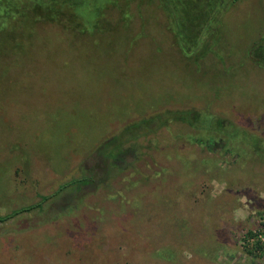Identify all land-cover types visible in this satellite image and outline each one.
I'll return each instance as SVG.
<instances>
[{
	"label": "rangeland",
	"instance_id": "1",
	"mask_svg": "<svg viewBox=\"0 0 264 264\" xmlns=\"http://www.w3.org/2000/svg\"><path fill=\"white\" fill-rule=\"evenodd\" d=\"M259 1L233 6L198 58L181 56L156 3L138 0L89 38L40 23L15 46L0 41V215L90 178L0 223V264H264L247 251L264 235L243 239L264 219V71L245 58L264 26ZM164 110L215 118L151 130L140 160L103 153L125 124ZM218 121L242 129L225 126L234 155ZM200 131L217 144L176 138Z\"/></svg>",
	"mask_w": 264,
	"mask_h": 264
},
{
	"label": "trees",
	"instance_id": "2",
	"mask_svg": "<svg viewBox=\"0 0 264 264\" xmlns=\"http://www.w3.org/2000/svg\"><path fill=\"white\" fill-rule=\"evenodd\" d=\"M117 1L118 0H0V20H3L2 24H0V41H6L10 43V46H15V44L21 40V36L25 30L34 29V26L40 23L57 25L66 37H74L76 39H79L80 37L89 38L85 36H93L104 33L103 26L100 24L103 21L112 20V12H114V15L115 13L118 15V20L126 21V17L129 14L130 4L135 0H120L121 2L118 3ZM138 1L142 4H148L149 6L151 3H156V11L158 13L160 12V15L165 21L166 27L173 35V44L178 47L181 56L183 54L184 56L190 58H193L190 56V53L193 52V50L195 57L198 58V56L205 55L209 49H214V47L218 44V41L221 40V27L224 16L233 6L241 2V0ZM259 6L263 11L262 14L264 18V0L259 1ZM116 9H118V12H116ZM137 9L138 14H141L142 6L138 5ZM109 13L111 15H109ZM258 22H261L262 24L264 23V20H260ZM106 26L111 28L109 25ZM18 29L21 33L17 32ZM13 30H15V33ZM198 48H200V51ZM246 56L245 58L251 62L254 68L264 71V26L260 28L259 34L253 38L252 42L248 45ZM202 113L209 114L210 119H213L212 116L215 118V115L211 112H201V114H199L196 110H164L162 112H157L154 115L127 123L123 126L121 132L113 135L111 139L108 141L106 140V142L102 144L101 147L105 148L103 153L112 156L114 151V159L117 161L120 160L121 155L119 154L122 152V155L126 154V151L129 153L130 150L133 149L135 151V157L137 160H140V157H138L137 154L138 152L140 153L138 150V140H140L143 135L147 136V134L153 129H157L162 126L168 127L169 123L173 124L178 123L179 121L188 123L190 124L189 127L193 128L192 126L200 123L201 121H206V119L201 118L203 116ZM226 124L236 127L238 132L240 131L242 133V129L237 125L232 124V122ZM226 124H222L221 121H218L217 125H215L216 127H214V133L217 134L215 130L228 133V146L233 151L232 152L230 150V152L234 155V149L237 148L230 145L233 138V136H231L233 130H230L232 128L225 127ZM203 133V131H200L198 135L186 134L184 137H182V134L178 133L176 138L180 142L181 138H184L191 144L196 143L199 145L205 144V142L211 138L215 139V136L209 134L205 135ZM113 140L115 141L114 143H112ZM230 140L231 142H229ZM129 142H132V145L129 144L128 147H125V143ZM121 150L123 151L121 152ZM176 154H180L177 149L174 150V155ZM25 164L26 163H24V168L27 167V164ZM117 167L118 168L114 167V169L116 168L115 171L124 172L120 165H117ZM16 172L18 173V171ZM218 177H220L222 182L225 181L221 174ZM89 180L90 178L84 176L79 179L67 181L61 184L54 193L41 195L39 200L35 203L21 206L6 214L0 215V223L9 221L23 212H30L34 209H43V204L59 192L67 190L72 186H77L80 183H88ZM129 189H131V187H129L128 190ZM126 193H128V191ZM84 196L82 195L80 198H76L75 200L80 199L81 201ZM78 202H76V204ZM73 203L74 200L72 201V204L69 203L68 205L73 208L72 211H75L79 207H75L76 204L73 205ZM261 234L264 235V219L260 222V228L257 232L249 230L245 233L243 239L245 241H249L251 238L254 239ZM252 250L247 249L248 253L252 254L255 250H260V253H262V256L264 257V240L262 237L256 239Z\"/></svg>",
	"mask_w": 264,
	"mask_h": 264
},
{
	"label": "flooded vegetation",
	"instance_id": "3",
	"mask_svg": "<svg viewBox=\"0 0 264 264\" xmlns=\"http://www.w3.org/2000/svg\"><path fill=\"white\" fill-rule=\"evenodd\" d=\"M217 144V142L216 141H214V140H208V141H206L205 142V146H207V147H211V146H214V145H216ZM198 145V144H197Z\"/></svg>",
	"mask_w": 264,
	"mask_h": 264
},
{
	"label": "built area",
	"instance_id": "4",
	"mask_svg": "<svg viewBox=\"0 0 264 264\" xmlns=\"http://www.w3.org/2000/svg\"><path fill=\"white\" fill-rule=\"evenodd\" d=\"M263 240H264V238H262ZM251 240H252V238H251Z\"/></svg>",
	"mask_w": 264,
	"mask_h": 264
}]
</instances>
